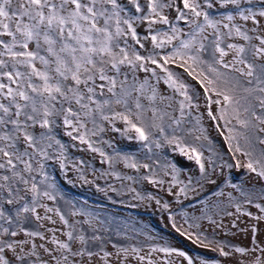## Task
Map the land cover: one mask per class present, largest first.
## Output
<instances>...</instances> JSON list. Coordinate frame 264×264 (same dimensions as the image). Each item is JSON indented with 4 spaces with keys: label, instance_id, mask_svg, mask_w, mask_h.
<instances>
[{
    "label": "snow or ice",
    "instance_id": "6c2138e0",
    "mask_svg": "<svg viewBox=\"0 0 264 264\" xmlns=\"http://www.w3.org/2000/svg\"><path fill=\"white\" fill-rule=\"evenodd\" d=\"M178 58V67L205 93L217 97H207L208 115L224 120L226 127L232 125L226 137L230 150L249 157L244 167L264 178V149L255 152L256 143L264 145V136L259 135L264 133V0H0V264H129L130 257L144 264L147 259L140 255L142 249L131 245L113 244L114 251H108L110 240L105 241L99 234L102 229L91 220L84 222L87 228H78L80 221L70 223L59 208L44 203L57 199L46 162L58 160L61 168L66 167L61 134L99 153L109 168L115 160L137 173L146 169L141 179L166 191L177 203L205 184H216L217 167H241L239 161L217 165L195 145L185 143L182 125L188 110L199 105L189 85L167 67ZM156 69L166 76H158ZM141 72L156 77L157 84L163 79L182 99L163 95L150 78L139 77ZM212 104L220 106L219 117L211 112ZM117 106L123 110L117 111ZM117 120L125 125L122 134L134 132L129 139L138 138L149 152L153 146L174 145L180 155L196 163L199 177L189 176L185 182L178 178L181 169L175 164L153 171L151 164L132 156L118 152L108 156L92 138L105 131L104 122L120 131L114 127ZM109 174L135 182L115 170L105 173ZM168 176L170 180L165 179ZM128 190L135 199L170 208L154 196H141L134 187ZM226 198L229 203L235 199L230 193ZM258 199L264 200V193ZM246 203L264 213V204L254 203L251 195H246ZM235 207L237 214L264 220L242 211L239 203ZM49 214L58 216L63 227H48L45 222L57 224ZM204 218L217 224L211 216ZM170 219L173 228L194 244L230 255L224 245L213 246L207 236L181 231L175 217ZM193 227L199 224H189ZM250 231L256 234L258 229L252 226ZM253 245L234 251L242 256L259 253L251 264H264V246L255 240ZM152 251L196 264L183 251L167 247ZM147 264L154 262L148 259Z\"/></svg>",
    "mask_w": 264,
    "mask_h": 264
},
{
    "label": "rangeland",
    "instance_id": "374dc122",
    "mask_svg": "<svg viewBox=\"0 0 264 264\" xmlns=\"http://www.w3.org/2000/svg\"><path fill=\"white\" fill-rule=\"evenodd\" d=\"M223 11L225 10L220 9V12ZM212 12L217 14L215 9ZM237 22L239 23V21ZM140 31L143 35V29ZM130 43L134 45V42L130 41ZM138 50L142 54L145 53V49ZM170 50L169 47L164 52ZM179 64L178 58L175 63H171L167 67L182 82L189 85L190 94L194 96V103L199 105L198 108L188 110L190 115L182 125L185 132L181 135L184 136L185 143L195 145L203 152L205 158L215 160L217 165L223 163L235 165L239 161L241 167L234 166L231 169L217 167L213 174L216 184H205L198 193H190L189 198H182V203H177L174 197L169 196L166 191L159 190L149 181L141 179L142 175L147 174L146 169H141L137 173L135 170L125 167L122 161L116 162L115 160L113 167L109 168L107 163H102L104 158L99 153L91 152L86 145H81L78 141H73L61 134L59 138L66 146L65 155L67 158L63 160L66 167L61 168L58 160L46 162V171L49 181L55 184L57 199L55 202L45 200L44 203L50 207L59 208L70 223L80 221L81 223L76 225L78 228L81 226L87 228L88 225L84 222L91 220L95 227L102 229L99 234L104 236L105 241L110 240L107 243V250L110 252L114 251L113 244L124 247L131 245L142 249L140 255L147 258L144 264H147L148 259L152 260L154 264H162L166 260L171 264H187L183 257L175 254L166 256L163 252L152 251L153 248L162 247L183 251L193 257L196 264H200L201 260L207 261V264H251L253 257L259 253L242 256L234 249L236 247L250 249L254 246L253 240L264 246V220L256 221L250 216L237 214L235 206L239 203L242 211L251 212L254 216H264V213H260L254 204L246 203V195H251L254 203L264 204V200L258 199L260 194L264 193V178L249 172L244 167L249 157L241 153L234 155L233 150H230L226 137L230 135L229 128L232 125L226 127L224 120H213L209 117L207 97L212 96L213 99H217V97L212 92L205 93L200 83L185 72L184 68L178 67ZM156 71L158 76L162 78L166 76V73L160 69H156ZM138 75L141 79L150 78L151 84L163 95H174L176 100L182 99L164 84L163 79L157 84L156 77H150L149 74L143 72ZM219 107V105L212 104L210 109L217 117H219ZM175 108L176 104L173 103V109ZM173 109H169V111ZM116 110L122 111L123 109L117 106ZM104 127L105 131L92 139L97 141L96 147L101 148L108 156H115L117 152L121 155L132 156L142 163L151 164L153 171H158L159 166L166 163L175 164L181 169L178 178L185 182L189 176L199 177L196 163L180 155L174 145H165L163 149L153 146V151L149 152L138 138L129 139V136L135 137L134 132L122 134L125 132L123 122L119 120L114 122V127L120 131L113 130V125L108 122H104ZM239 130L243 131V129ZM168 131L170 132L171 129ZM189 132L190 134H188ZM259 135L264 136V133ZM196 137H200V139L197 140ZM102 141H107V143ZM239 142L242 147H245L243 139ZM235 143L232 141L233 145ZM261 149H264V145L256 143L255 152L257 155ZM209 167L211 168V165ZM113 170L119 172L121 176L134 177L135 182L127 179L117 180L113 175H105ZM81 176L85 177L88 182L81 179ZM170 178V176L165 177L166 180H170ZM232 185L237 187H232ZM130 187H134L141 196H154L162 203L167 202L170 208L165 210L154 200L133 198L134 193L128 190ZM166 187L167 185H165ZM112 188H115L116 191H112ZM220 191H223L225 196L217 195ZM229 193L235 198L232 203H229L226 198ZM74 211L82 212L85 215L73 216L71 213ZM229 212L233 215H227ZM49 215H52L57 224L52 225L50 222H45L48 227H63L58 216ZM170 215L175 217V223L181 231L207 236L208 240L214 242L213 246L215 244L224 245V250L230 255L221 256L219 252H213L209 248L202 247L199 243L194 244L187 236H181L173 228ZM205 215L211 216L217 221V224H211L208 219L204 218ZM189 224H199V228H189ZM252 226L258 229L256 234L250 231ZM41 230L43 231V229ZM129 264H140V262L134 257H130Z\"/></svg>",
    "mask_w": 264,
    "mask_h": 264
}]
</instances>
